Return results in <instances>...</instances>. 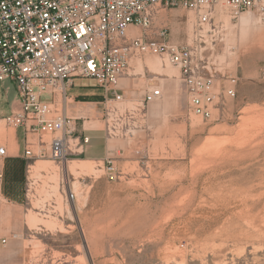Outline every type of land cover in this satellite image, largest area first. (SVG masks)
<instances>
[{
	"label": "rangeland",
	"instance_id": "rangeland-1",
	"mask_svg": "<svg viewBox=\"0 0 264 264\" xmlns=\"http://www.w3.org/2000/svg\"><path fill=\"white\" fill-rule=\"evenodd\" d=\"M158 14L172 43L191 44L189 11ZM214 38L204 53H213L219 72L237 74L234 98L201 120L187 109L176 67L153 56L132 60L129 75L162 91L144 115L127 116L109 137L102 96L76 107L77 132L114 139L130 131L125 154L102 162L69 156L67 165L47 155L22 166L12 159L1 244L19 251L31 240L39 264H264V24L244 14ZM13 95L12 84L0 82V96ZM0 107L7 110L4 101ZM6 110L0 144L10 141L7 151L19 157L23 146L2 121Z\"/></svg>",
	"mask_w": 264,
	"mask_h": 264
},
{
	"label": "built area",
	"instance_id": "built-area-1",
	"mask_svg": "<svg viewBox=\"0 0 264 264\" xmlns=\"http://www.w3.org/2000/svg\"><path fill=\"white\" fill-rule=\"evenodd\" d=\"M171 8L193 15L190 45L172 43L167 26H157L159 11ZM244 14L264 24V0H0V82L12 84L15 92L4 124L23 130L26 160L47 155L67 165L89 143L76 130L79 117L68 112V88L74 80L94 82L111 136L162 98L158 86L128 73L132 60L142 56L176 67L189 113L209 121L223 98L235 97L238 76L216 70L213 53L204 51ZM123 78L132 81L134 94ZM6 157L0 144V199Z\"/></svg>",
	"mask_w": 264,
	"mask_h": 264
},
{
	"label": "crops",
	"instance_id": "crops-1",
	"mask_svg": "<svg viewBox=\"0 0 264 264\" xmlns=\"http://www.w3.org/2000/svg\"><path fill=\"white\" fill-rule=\"evenodd\" d=\"M178 79V78H177ZM129 78H123L121 81L122 83H127L126 81H129ZM179 83H181L184 93H185V86L183 82L181 81L180 78V73H179ZM94 85V82L89 81V80H74L73 85L68 88V96L71 100V104L69 105L68 111H71V115H77V109L76 107L79 105H84V104H92V103H97L99 102V99L101 98V91L98 88H88ZM127 91H125L126 93ZM128 93V92H127ZM127 93L125 94L127 96ZM14 95L12 99L8 100L7 96H0V102L4 101L7 104V110L6 108H1L0 107V113L2 115L1 110H6V114L3 116V118L9 114L10 109H11V103L14 100ZM82 101H79V100ZM3 121V119H2ZM75 124H77L75 122ZM8 129V127H7ZM10 129V128H9ZM14 135L13 139H18L17 145L20 148V145L22 144V156H15L14 154H9L7 151V157L4 160V181L5 177L7 178L8 172L10 171L11 164L16 163L18 161L19 165H23V161H27L25 157L23 156V152L25 149V140H24V134L22 129H13ZM84 129L81 132H78L81 136H88L89 137V143L87 145L83 146L82 153L78 156L79 158H83L85 160H93V161H98L102 162L106 158H116L119 159L121 156L125 154L126 148H127V141L128 140V135L126 132L121 135L119 138H114L110 139L105 136L104 133L94 131L90 132L88 134L84 133ZM22 135V137H19ZM109 136V135H108ZM110 137V136H109ZM118 137V136H117ZM11 145V142L8 141L6 143V147L9 148ZM5 147V148H6ZM7 150V148H6ZM38 153L37 149L33 148V153ZM119 155V156H118ZM44 157V156H43ZM39 158V157H37ZM15 160L13 162V160ZM36 159V158H35ZM26 163V162H25ZM2 196H4L3 189H2ZM4 198V197H3ZM0 209H3L0 207ZM9 226L11 225V220H9ZM49 234L50 232H46ZM25 234L27 238H33L34 237V232L33 230L25 227ZM1 230H0V264H33L34 261L39 260L38 262H34L35 264L40 263V259H38V254L35 253V247L34 244H31V240L28 241L27 246H22L19 251H16L14 249H11V247H6L1 244Z\"/></svg>",
	"mask_w": 264,
	"mask_h": 264
},
{
	"label": "bare ground",
	"instance_id": "bare-ground-1",
	"mask_svg": "<svg viewBox=\"0 0 264 264\" xmlns=\"http://www.w3.org/2000/svg\"><path fill=\"white\" fill-rule=\"evenodd\" d=\"M162 15H163V14H160V15H159V18H160V19H162V17H163ZM138 61H139V60H138ZM139 62H140V61H139ZM70 168H71V166H70ZM68 172H71V170L68 169Z\"/></svg>",
	"mask_w": 264,
	"mask_h": 264
}]
</instances>
